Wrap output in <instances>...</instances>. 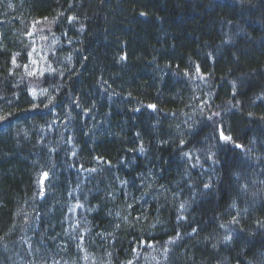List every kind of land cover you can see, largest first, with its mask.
Wrapping results in <instances>:
<instances>
[{
  "label": "trees",
  "instance_id": "1",
  "mask_svg": "<svg viewBox=\"0 0 264 264\" xmlns=\"http://www.w3.org/2000/svg\"><path fill=\"white\" fill-rule=\"evenodd\" d=\"M0 264H264V0H0Z\"/></svg>",
  "mask_w": 264,
  "mask_h": 264
},
{
  "label": "snow or ice",
  "instance_id": "2",
  "mask_svg": "<svg viewBox=\"0 0 264 264\" xmlns=\"http://www.w3.org/2000/svg\"><path fill=\"white\" fill-rule=\"evenodd\" d=\"M154 107V106H153ZM222 138L223 139H231L230 137H223V135H222Z\"/></svg>",
  "mask_w": 264,
  "mask_h": 264
},
{
  "label": "water",
  "instance_id": "3",
  "mask_svg": "<svg viewBox=\"0 0 264 264\" xmlns=\"http://www.w3.org/2000/svg\"><path fill=\"white\" fill-rule=\"evenodd\" d=\"M45 179H46V176H45Z\"/></svg>",
  "mask_w": 264,
  "mask_h": 264
}]
</instances>
